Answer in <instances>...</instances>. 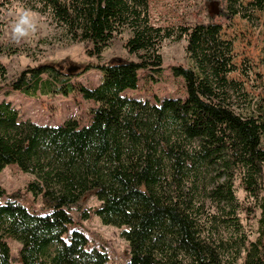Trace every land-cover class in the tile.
Segmentation results:
<instances>
[{"label": "trees", "instance_id": "trees-1", "mask_svg": "<svg viewBox=\"0 0 264 264\" xmlns=\"http://www.w3.org/2000/svg\"><path fill=\"white\" fill-rule=\"evenodd\" d=\"M15 1L49 17L97 57L128 32L125 48L139 61L95 67L102 76L96 88L73 83L93 66L79 71L67 61L9 79L10 89L29 98L78 93L97 108L88 126L70 119L53 127L22 121L10 102H0V173L17 164L31 174L26 192L46 210H29L19 201L21 191L8 195L0 185V264H109L85 233H69L74 208L81 220L91 217L84 209L91 197L101 203L93 214L102 224L123 229L128 264H264V89L255 100L230 79L237 71L234 47L222 26H153L149 0H0V14ZM226 1L219 14L228 22L264 10V0L247 7ZM166 40L187 43L190 65L173 68L187 98L156 105L126 96L138 88L140 71L162 69ZM4 48L0 41V54ZM7 77L0 61V81ZM236 180L253 207L239 202ZM243 211L260 212L255 241L243 233ZM9 239L21 244L17 257Z\"/></svg>", "mask_w": 264, "mask_h": 264}, {"label": "rangeland", "instance_id": "rangeland-1", "mask_svg": "<svg viewBox=\"0 0 264 264\" xmlns=\"http://www.w3.org/2000/svg\"><path fill=\"white\" fill-rule=\"evenodd\" d=\"M238 1L247 7L255 0ZM226 6V0H149L153 26L178 30L182 26L211 21L221 25L223 39L232 41L234 47L233 56L237 71L230 75V79L242 83L244 92L259 100L263 97L264 89V10L250 9L251 11H248L250 18L237 16L228 22L219 14ZM0 32V41L5 47L3 54H0V61L8 69V77L2 78L7 80L0 81V102H10L18 110L20 120L43 126H60L70 119L76 120L81 127L88 126L92 121L91 110L97 108V104L95 101L84 100L78 93L69 97L29 98L10 89L9 79L39 65H59L67 61L79 71L88 65L93 66L89 72L78 75L73 83L96 88L102 76L100 70L95 67L117 59L139 61L125 48L129 38L128 32L118 35L102 56L97 57L87 51L84 43L71 42L62 29L55 28L49 17L26 8L19 1H15L11 7L1 12ZM186 45L185 40L163 42L160 50L163 58L162 69L140 71L138 88L127 90L124 94L156 105L165 99L185 100L187 98L185 81L174 76L173 68L190 65ZM33 179L31 174L22 172L17 164L8 165L0 173V185L8 195L21 191L19 201L23 205L31 211L44 212L46 210L42 200L26 192V186ZM235 189L239 202L253 207L254 200L248 198L239 180L235 182ZM6 199L7 197L2 199V202ZM214 205L212 200L207 201V208H211L212 212L215 211ZM100 206L101 203L96 197L87 200L84 209L91 215L88 220H81L80 212L74 208L72 210L74 223L69 226V233L73 230L85 233L90 248L105 252L109 257V264H128L131 257L130 246L121 238L123 229L103 225L100 218L93 214ZM238 217L244 235L255 241L258 238L260 212L253 217L251 212L243 211ZM8 243L12 255L17 257L21 244L13 239H9ZM239 264H242V260Z\"/></svg>", "mask_w": 264, "mask_h": 264}, {"label": "water", "instance_id": "water-1", "mask_svg": "<svg viewBox=\"0 0 264 264\" xmlns=\"http://www.w3.org/2000/svg\"><path fill=\"white\" fill-rule=\"evenodd\" d=\"M76 70V69H75ZM71 71V70H70Z\"/></svg>", "mask_w": 264, "mask_h": 264}]
</instances>
